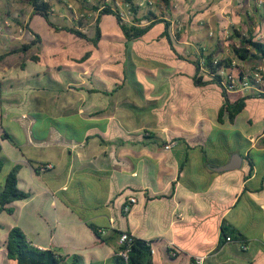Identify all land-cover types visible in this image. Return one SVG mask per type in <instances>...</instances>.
<instances>
[{"label":"crops","instance_id":"obj_1","mask_svg":"<svg viewBox=\"0 0 264 264\" xmlns=\"http://www.w3.org/2000/svg\"><path fill=\"white\" fill-rule=\"evenodd\" d=\"M44 1L51 5L57 31L92 42L95 35L78 28L79 21L77 27L66 13L56 15L60 11L56 5L65 0ZM98 1L100 6L92 13L99 20L100 36L94 45L107 55L95 58L79 52L67 56L74 65L52 68L40 56L45 42L31 30L25 41L29 23L24 19L38 15L27 3L29 11L24 13L20 0H0V55L7 53L0 61V144L7 174L19 166L18 188L29 194L8 205L12 213L0 212L13 221V225L0 221V263L12 262L6 258L5 243L10 229L17 227L32 246L62 256L61 264H71L74 256L81 258L80 264H116L113 231L154 241L153 264L181 260L190 264L194 257H203L206 264L226 250L245 255L241 264H257L259 251L264 250V160H259L264 159V126L255 132L233 129L239 114L232 124L226 116L218 123L220 90L213 84L197 86L192 78L197 56L228 58V29H243L237 26L243 24V16L254 25L257 18L253 21L251 7L258 13L254 16L264 19L261 8L253 0H173L170 14L159 0L155 9L144 0H134L144 3L141 13L150 11L170 23V45L162 34L163 23L135 41H126L113 16H99L109 0ZM176 23L182 25L180 30ZM263 23H256L253 33L261 31ZM64 28L76 29L87 39ZM112 29L118 33H106ZM175 31L178 42L173 40ZM34 40L30 49L19 51ZM53 71L59 77H52ZM41 75L49 76V85L40 83ZM240 97L229 95L230 101ZM251 99L263 98L247 99L243 110ZM260 119L264 120V109ZM39 120L48 123L45 134L34 131ZM5 121L25 122L23 142ZM3 132L11 140L2 139ZM169 142L175 145L166 150ZM23 148L41 156L30 158ZM233 154L242 158L239 168L211 169L225 165ZM43 165L52 169L36 171ZM128 197H134L136 204L125 213ZM242 199L246 205L238 211ZM211 225L216 242H199L197 234L206 233ZM222 225L236 229L243 240L219 246ZM91 227L102 231L106 240Z\"/></svg>","mask_w":264,"mask_h":264},{"label":"trees","instance_id":"obj_2","mask_svg":"<svg viewBox=\"0 0 264 264\" xmlns=\"http://www.w3.org/2000/svg\"><path fill=\"white\" fill-rule=\"evenodd\" d=\"M162 5L170 14L174 13L173 0H159ZM122 4L127 8L128 13L131 17V23H123L120 12L117 8H113L110 4L105 3L99 13L101 15H111L115 18L117 24L119 25L122 34L126 41H135L146 34L153 26L157 23L164 24L163 36H165L171 45V37L168 33L170 23L161 19H157L155 14L148 11L146 13H141V6L134 3V0H121ZM26 3L32 8V14L41 16L44 18L48 24L55 27L48 18L51 13V5L44 0H26ZM97 10V7H95ZM140 12V13H139ZM240 12V11H239ZM242 14V12H241ZM240 13H236V16ZM146 21V24H143ZM99 20L96 19V26L94 29V39L93 44L99 39L100 30L98 27ZM56 28V27H55ZM66 32L76 35L77 37L87 39L85 34L73 28H64ZM258 32H250L246 36H241L240 33L234 30L231 35L225 38L223 33V38L228 42V48L231 52V56L228 58H214L213 54H200L194 61L195 74L192 78L193 82L197 86H205L207 84L215 85L219 90L223 98L222 106L218 110L217 121L218 123H223V118L226 116L229 123H233L238 114L244 109L245 101L250 98H263L264 94L243 96L235 101H230L228 93L224 88L221 87V81L224 78H239L243 76V67L239 64L241 62H264V48L263 44L256 40ZM37 37V36H36ZM179 31H175L173 40L179 41ZM38 38V37H37ZM238 39V42L232 41L233 39ZM35 44V40L30 44L22 45L19 51L25 52L30 49ZM7 56V53L0 55V61H2ZM87 57V55H86ZM32 60H36L35 57H31ZM214 59H218L216 64H213ZM236 61V63H233ZM238 62V64H237ZM202 68V69H201ZM223 71L224 75H219L218 72ZM1 138H7L11 140L10 136L3 132ZM7 162L6 157L3 155L2 147L0 144V173L4 164ZM45 166H39L36 171H45ZM19 166H14L7 176L5 177L4 183L0 188V212L5 211L7 213H12V209L8 207L12 202L25 200L29 197V194L20 190L18 188V178L17 173ZM92 231L102 237V231L94 229L91 227ZM114 238L117 240V247L114 255V260L116 264H153L152 261V245L154 241H146L140 238H136L128 232L113 231ZM126 234L127 239L120 242V237ZM230 240H243V236L234 228L228 227L227 225L221 226V236L219 240V246L224 244L226 239ZM6 258L12 261L14 264H61L64 260L63 257L57 254L54 250H43L32 246L27 240L21 229L14 227L10 229L7 240L5 243ZM127 251V258L119 255V252ZM80 257L74 256L71 264H80Z\"/></svg>","mask_w":264,"mask_h":264},{"label":"rangeland","instance_id":"obj_3","mask_svg":"<svg viewBox=\"0 0 264 264\" xmlns=\"http://www.w3.org/2000/svg\"><path fill=\"white\" fill-rule=\"evenodd\" d=\"M96 1H98V0H86L87 3H85L84 0H65V2H62L63 3L62 5H60V6L56 5L57 10L60 9V11H56L55 13H56V15L66 13L71 19V24L78 27L77 22L79 21L81 24L78 28H82L83 31L85 32V34H87V35H94V29L96 26V19L94 16L95 13H92V12H94L93 7H99L100 6V5H96L97 4ZM144 1H146L147 3H148V1H150L152 4L148 5L149 8L155 9V7H154L155 6V0H144ZM136 2H138V1H136ZM20 3H21L20 5L22 8V11L24 13H28L29 10H28L27 4H26V0H20ZM106 3H109V4H111V6L113 8L118 9V11L121 14L123 23H126V24L131 23L130 22L131 17L128 14L127 8L122 4L121 1L109 0V2H106ZM98 4H100V3H98ZM103 4H104V1H103ZM136 4L139 5V3H136ZM140 6L143 7L144 3L141 4ZM248 11H250V14H252L251 17H253V21L255 18H257L256 23L262 24L264 22V19H261L257 15L254 16L253 13H255V14H258V13H256L252 7ZM259 13H260V15H262L261 17H263L264 16V9L261 8ZM24 20H25V22L29 23L28 24L29 29H28V31H25V33H24L25 41L31 36L29 30L35 32L45 42L44 49L43 50L40 49V52H42V53H40V56L43 57V60H44L43 64L46 65L45 62H47V65L52 67V68H55V66H61V65H74L73 62H71L67 59V56L71 55V57H75L79 52H84V53L88 52L89 57L91 56V57H95V58H98L99 56H100V58H104L107 55L106 53L101 54L98 50L96 51L95 45L93 44V42H86L84 40L72 38L71 36H68L65 33L57 31L56 28L50 26L44 18H41L38 16H32L30 19H28V17H26ZM48 20L52 24L58 25L53 21L52 17H49ZM240 21L243 24L237 25V26H244V27H243V29L241 27H239L241 29V30H239V33H241L240 34L241 36L247 37L250 33L249 32L250 30L252 32L254 31L253 27L256 23L253 25V22L250 20H247V18L245 16L241 17ZM103 23L105 24V20L103 21ZM175 25H177V27H176L177 30H180L182 27V25L180 23H178V24L176 23ZM228 30H229L228 31L229 33L227 35L229 36V34L231 35V33L234 30L233 29H228ZM209 32H208V34H209ZM106 33L110 34V35L117 34L118 30H116V29L106 30ZM209 36H210V34H209ZM97 44H98V42H97ZM2 47H3V45L1 44L0 49H2ZM57 52H59V54H58V56H55L54 54ZM62 54L64 55L63 59L60 58V55H62ZM227 55H228L227 57L231 56V52H228ZM218 59H220V58H218ZM240 64L245 69H248L249 67L252 66V64H254V62L248 63V64L241 62ZM256 64H260L264 67V62H257ZM81 65H85V63L83 62V63H81ZM113 66H115V65L108 64L109 68H112ZM52 77L57 78L59 76L57 73H55L53 71ZM40 79H41L40 83H42L44 86H47L50 84V79H49L48 75H46V76L41 75ZM35 83L38 84V80H35ZM54 91H56V89H54ZM234 94L235 95L239 94L241 97L243 95H248V96L253 95L252 92H248L245 94L233 93V95ZM246 104H247L246 109L243 110L238 115L233 129H238V130L243 131V132L244 131L255 132L264 126V120L260 119L261 115H262V110L264 109V100L263 99H251V100H248ZM250 118L252 120V123L248 124L247 120ZM3 124H5L12 132H14L18 137H20L22 142L25 140V134H26L25 122L17 123V122L5 121ZM35 124L36 125L34 128V131H36L37 133L40 132L42 134H45L47 132L48 123L46 122V120L36 121ZM234 140H235L234 137L231 138L232 144L234 143ZM23 150H24V152H26V154H28V156L30 158H39V156H41V153L38 151H33V150L27 149V148H23ZM259 160L262 161L264 159H263V157H260ZM8 170H9V166L4 165L2 172L0 173V185L3 184L5 175L7 174ZM48 179H50V181H51V179H52L51 176H49ZM53 181L59 182L60 179H53ZM245 202L246 201L244 199L241 200L240 205L237 207L238 211L244 205H246ZM254 214H256V212ZM0 221L6 222L7 225H13V224H10L11 222H13L11 217H9L7 215H4V216L0 215ZM257 230L258 229H256V227H255L253 230L254 234H256ZM4 231L6 232L7 230L5 229ZM206 231H207L206 233H205V231L199 232L196 236V239L201 243L202 242L206 243V244L215 243L216 242V236H215V230H214L213 225H211L208 229H206ZM2 233H4V232H2ZM194 244L195 243L191 242V244H190L191 247H194ZM229 247H231V245L227 246V248H229ZM252 250H253V248L251 247L249 252ZM255 252L256 251H255V247H254L252 254H254ZM259 252H260L261 256L256 258V262H257V264H264V250L259 251ZM243 256H245V255H240V254L237 256L232 255V253H229V250H226L225 253L221 254L220 256H218L216 258H211V260L207 261L206 264H241V262L244 260ZM229 258H231L232 261L228 260ZM184 262L185 261L181 260L177 264H185ZM0 264H3V263H0ZM9 264H13V262H9Z\"/></svg>","mask_w":264,"mask_h":264},{"label":"built area","instance_id":"obj_4","mask_svg":"<svg viewBox=\"0 0 264 264\" xmlns=\"http://www.w3.org/2000/svg\"><path fill=\"white\" fill-rule=\"evenodd\" d=\"M119 1H121V0H119ZM253 1H254L257 8H263L264 9V0H253ZM151 4L152 3L150 1H148L147 5H151ZM175 28H174V30H175ZM173 37H174V33H173ZM256 40L261 42L263 44V48H264V23H263V27H262L260 33L256 37ZM217 60L218 59H214L213 64H216ZM257 62H263V61L254 62V64H252V66L249 67L248 69H245L242 66L243 67V76L241 79L229 77V78H224L221 81V87L225 89V91L228 93V95L233 94V93L245 94L248 92H252L253 95L264 94V67L260 64H256ZM233 63H236V61H234ZM237 64H238V62H237ZM218 74L222 76V75H224V72L219 71ZM243 96H248V95H243ZM174 145H175L174 142H169L164 146V148L166 150H169ZM45 169H52V166L46 165ZM134 204H136V199L134 197H128V199L126 200V202L123 206V212L128 213ZM178 217L181 218V215H179ZM126 239H127V235L123 234L120 237V242H123ZM229 240H230L229 238L226 239L227 242ZM151 253H152V250H151ZM119 255L126 259L127 258V251H121V252H119ZM203 260H204L203 257H194L192 259V261L190 262V264H202Z\"/></svg>","mask_w":264,"mask_h":264},{"label":"water","instance_id":"obj_5","mask_svg":"<svg viewBox=\"0 0 264 264\" xmlns=\"http://www.w3.org/2000/svg\"><path fill=\"white\" fill-rule=\"evenodd\" d=\"M241 164H242L241 156L239 154H233L230 160L225 165L218 167H211V169L215 172H225V171L237 169L241 166Z\"/></svg>","mask_w":264,"mask_h":264}]
</instances>
